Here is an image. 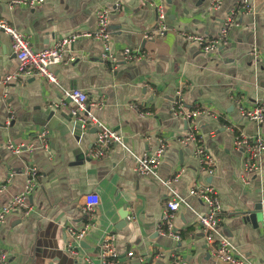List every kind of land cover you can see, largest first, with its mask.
I'll list each match as a JSON object with an SVG mask.
<instances>
[{
	"label": "crops",
	"instance_id": "0c3cea01",
	"mask_svg": "<svg viewBox=\"0 0 264 264\" xmlns=\"http://www.w3.org/2000/svg\"><path fill=\"white\" fill-rule=\"evenodd\" d=\"M10 1L0 0V19L26 35L37 51L75 31H94L97 9L108 8V48L118 62L103 58L105 43L80 39L67 49L66 58L74 62L53 67L57 84L36 78L0 85V184L15 173L0 194V208L23 193L28 167L39 172L26 207L0 226V241L10 252L8 264H100V245L109 233L117 235L119 264H174L178 258L187 264H227L208 251L197 221L207 208L189 196L195 183H210L219 194L220 234L246 260L264 264V215L259 227L242 220L264 195V159L262 172L245 184L240 177L246 157L234 146L239 134L264 137V124L242 119L238 103L240 99L249 108L264 100V0H249L250 9L242 7V0H223L215 11L209 9L210 0H45L35 8H10ZM157 7L170 31L150 38ZM233 9L238 25L230 31L228 46L204 54L183 40L182 31L217 36ZM127 47L145 58L126 63L122 52ZM18 67L12 39L0 32V79ZM74 88L87 93L89 104L103 103L92 112L122 134L128 150L110 145L102 159H90L96 129L82 130L68 111L52 107ZM179 92L188 109L204 112L197 120L198 134L217 161L213 176L201 170L195 145L180 141L189 126L171 112ZM9 142L23 145V152L9 151ZM161 142L167 150L157 176L137 174L136 156L154 155ZM90 193L99 195L100 205L84 238L74 241L69 231L85 230L82 204ZM173 193L188 203L174 218L180 243L158 229ZM129 252L134 256L129 258Z\"/></svg>",
	"mask_w": 264,
	"mask_h": 264
},
{
	"label": "built area",
	"instance_id": "2783aa9c",
	"mask_svg": "<svg viewBox=\"0 0 264 264\" xmlns=\"http://www.w3.org/2000/svg\"><path fill=\"white\" fill-rule=\"evenodd\" d=\"M45 0H11L10 8L25 6L35 8L42 5ZM250 1L242 0L241 5L245 9H250ZM209 9L215 11L220 9L223 0H210ZM119 5V4H118ZM240 5V6H241ZM111 11L108 8L101 7L96 11L97 27L94 31H75L68 36L62 37L56 43L43 50H34L30 46V42L26 35L17 30L8 21L0 19V32L7 34L12 39L13 52L19 62L18 69L0 79V85L8 87L14 82H23L30 79L43 78L51 84L58 83V77L53 71V67L63 63L74 62V58H66L67 49L80 39H92L105 43L107 49L104 53V59L116 65L118 62L117 56L108 48V43L111 40L112 31L110 29L109 17ZM157 25L151 31L150 38H161L165 36L170 28L167 25V18L162 8L157 7ZM238 25L236 19V9L228 13L223 27L217 36H208L203 34H195L188 31H182L181 36L186 44L197 47L204 54H214L221 48L228 46L230 41V31ZM145 53L132 50L127 47L122 52L123 60L126 63L141 62L145 58ZM254 59H258V51L256 47L253 49ZM239 114L244 120L251 121L257 125L264 124V100L258 101L253 107H244L239 99ZM97 106L102 108L103 103L89 104L88 95L85 91L74 88L65 90L60 99V102L53 105L54 108H62L69 112L75 119L82 130H87L89 126L96 129V141L94 147L89 152L90 159H102L105 156L106 149L110 145H121L128 150L124 138L116 129L105 125L93 112L92 107ZM171 112L174 116L182 118L189 126V130L180 139L184 145L194 144V155L198 158L200 168L208 176H213L217 169V161L208 151L205 144L202 142L198 134L197 120L204 113L200 110H190L185 106L182 100V95L179 92L177 98L171 105ZM12 118L8 119L7 125H10ZM43 142L44 149L48 150L46 135L40 136ZM234 146L237 150L244 153L246 161L244 164V172L240 179L243 183H249L253 175L259 174L263 170L264 159V137L260 134L247 137L243 134L237 135L234 141ZM7 149L16 155L23 152V145H14L9 142ZM167 150V144L161 142L154 155L144 153L136 156V165L134 171L137 174L145 176H157L158 169L161 164V158ZM27 183L23 193L16 195L5 206L0 208V226L3 225L7 217L26 207L30 195L35 191L38 185V169L36 167H28L25 170ZM15 173L10 174L7 183L0 184V194L8 187V183L14 177ZM169 184V181L165 182ZM189 196L199 199L207 208L206 212L197 214L198 225L202 229L204 239L209 253L227 264H253L246 260L226 237L220 234V225L222 223L223 207L216 189L210 183L199 184L195 183L189 190ZM100 205V197L96 193L85 195L82 211L87 219L86 228L80 232L69 231L74 241H79L84 238L86 229L92 225ZM182 207H188L187 200L180 195L173 193L172 197L165 203L158 229L163 235L172 237L180 243L182 237L176 230L174 218ZM132 220V217L129 218ZM68 244V243H67ZM67 249L74 252L72 243H69ZM129 258L134 256V252L127 254ZM10 252L3 246L0 241V264H8ZM100 264H119V252L117 250V235L109 233L105 236L100 245ZM174 264H187L182 258L176 259Z\"/></svg>",
	"mask_w": 264,
	"mask_h": 264
},
{
	"label": "water",
	"instance_id": "95a60500",
	"mask_svg": "<svg viewBox=\"0 0 264 264\" xmlns=\"http://www.w3.org/2000/svg\"><path fill=\"white\" fill-rule=\"evenodd\" d=\"M264 215V195L261 200L254 204V208L252 211L244 215V222H251L254 227H259L262 224L259 223V217Z\"/></svg>",
	"mask_w": 264,
	"mask_h": 264
}]
</instances>
